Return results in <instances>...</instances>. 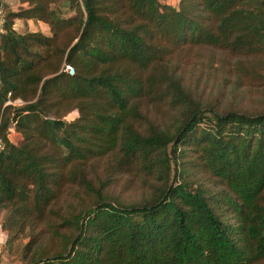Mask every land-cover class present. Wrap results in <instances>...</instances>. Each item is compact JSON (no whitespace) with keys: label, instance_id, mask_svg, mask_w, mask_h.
Segmentation results:
<instances>
[{"label":"trees","instance_id":"obj_1","mask_svg":"<svg viewBox=\"0 0 264 264\" xmlns=\"http://www.w3.org/2000/svg\"><path fill=\"white\" fill-rule=\"evenodd\" d=\"M19 1L0 32V219L7 234L27 228L19 263L264 264V107L215 109L167 68L182 45L217 49L234 82L264 90V0H68L71 15L64 0ZM13 18L50 35L16 32ZM6 92L23 102L3 106ZM102 158L150 195L107 197L85 168ZM71 187L87 201L61 205Z\"/></svg>","mask_w":264,"mask_h":264},{"label":"rangeland","instance_id":"obj_2","mask_svg":"<svg viewBox=\"0 0 264 264\" xmlns=\"http://www.w3.org/2000/svg\"><path fill=\"white\" fill-rule=\"evenodd\" d=\"M64 1H66L64 3ZM57 2L61 5L63 14L71 15L74 13L69 6L68 0ZM25 3L19 0H6L5 11L12 12L17 10ZM70 8V9H69ZM12 27L16 32L23 33L28 31H37L45 35H50L49 25L41 20L28 18H13ZM226 53L217 49H209L206 47H194L189 44L182 45L175 49L169 57L168 69H173L182 76V82L189 90L199 97V99L215 109L222 110L224 108H247L249 110L264 107V90L261 87H252L247 84L234 82V71L231 67L232 59L226 57ZM38 64L43 65V69L47 68L45 61H39ZM259 71L260 69L257 68ZM162 109V110H160ZM66 114L64 118L75 115L74 107ZM148 115L156 122H162L163 126L169 127L173 122V117L163 109V106H149ZM85 168L92 176L98 175L97 183L101 191L113 201H121L123 203L141 202L147 198L150 193L148 185L144 184L141 178L133 171L115 170L106 165V160L92 159L87 162ZM190 178L214 187L212 180L199 168L194 167ZM147 187V188H146ZM67 188L61 193L60 204L67 206L65 203L69 201L70 206H75L82 199L87 201L84 191L77 187ZM69 193L71 194L69 196ZM5 208L0 209V218H4ZM224 218H228L227 212L221 214ZM27 228L20 233L10 235L8 232L7 240L0 249V259L6 262L15 263L19 261L21 248L27 240ZM2 254L4 256H2ZM20 262V261H19ZM20 264V263H19Z\"/></svg>","mask_w":264,"mask_h":264},{"label":"built area","instance_id":"obj_3","mask_svg":"<svg viewBox=\"0 0 264 264\" xmlns=\"http://www.w3.org/2000/svg\"><path fill=\"white\" fill-rule=\"evenodd\" d=\"M5 2H6V0H0V32L3 31L4 13H5ZM64 70L67 73H70V74L73 72L72 67L70 65H68V64H65L64 65ZM22 102L23 101L20 98H18V97L11 98L10 97V93L9 92H6L5 99L3 100L2 105L3 106L4 105H18V104H21ZM6 131L9 132L10 137H11V139H12L13 142H16L18 140L19 133L14 128V124H13L12 118L9 119V122L7 123V125L5 127V135H6ZM1 148H2V141H1V136H0V149ZM7 237H8L7 230L2 225V221L0 219V248L2 246H4V244H5L6 240H7Z\"/></svg>","mask_w":264,"mask_h":264},{"label":"crops","instance_id":"obj_4","mask_svg":"<svg viewBox=\"0 0 264 264\" xmlns=\"http://www.w3.org/2000/svg\"><path fill=\"white\" fill-rule=\"evenodd\" d=\"M159 1H163V2H166V3H169V4H171V5H176L177 4V1L178 0H159ZM28 20H31V19H28ZM3 247V246H2ZM1 247V248H2ZM0 248V249H1ZM2 256H4L3 254H2ZM0 264H19V261H17V262H15V263H11V262H6V260H1L0 259Z\"/></svg>","mask_w":264,"mask_h":264},{"label":"water","instance_id":"obj_5","mask_svg":"<svg viewBox=\"0 0 264 264\" xmlns=\"http://www.w3.org/2000/svg\"><path fill=\"white\" fill-rule=\"evenodd\" d=\"M65 2H66V1H64V3H65ZM6 137L10 140V142H13L12 139H11V137H10V134H9L8 131H6Z\"/></svg>","mask_w":264,"mask_h":264}]
</instances>
